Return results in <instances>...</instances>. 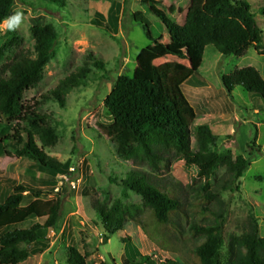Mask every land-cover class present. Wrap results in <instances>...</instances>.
Returning <instances> with one entry per match:
<instances>
[{
	"label": "rangeland",
	"instance_id": "374dc122",
	"mask_svg": "<svg viewBox=\"0 0 264 264\" xmlns=\"http://www.w3.org/2000/svg\"><path fill=\"white\" fill-rule=\"evenodd\" d=\"M248 1L264 32V14L258 12L264 0ZM64 2L61 7L47 5L44 0H16L12 15L0 24V73L4 76L17 58L36 57V38L32 32L35 26L50 25L58 33L56 55L45 67L40 84L25 92L23 103L39 102L37 110L49 116L57 131L56 143L45 147L37 142L59 163L69 161L71 168H75L73 180L78 181L75 187L66 185L62 190L66 204L56 230L45 228V219L31 217L25 211L36 199L31 192L25 193L16 214L1 221L0 233L14 227H36L49 239L50 247L46 251L31 256L23 264H66L70 248L85 255L87 264H122L129 253L127 241H131L139 254H147L157 261L172 259L178 264H197L194 249L204 240V235L196 232V226L212 223L219 213L225 215L226 241L244 233L254 218L259 221L260 235L264 236V100L241 86H235L230 92L223 83L224 76L249 66L259 70L264 78V55L251 46L243 55L224 56L214 45H209L202 59L181 60L172 51L175 44L170 31L142 0ZM115 2L121 4L120 21L117 30L109 32L94 23L99 20L95 13L106 17ZM189 2L157 0L158 8L181 25ZM139 12L151 25L152 39L134 18ZM10 31L16 34L17 41L12 42L11 49L3 50L9 43ZM91 51L105 61L106 70L91 66L88 57ZM166 62H174L179 70L191 67L196 71L183 86L196 110L195 126L206 125L210 134L219 136L220 151L231 149L234 154L250 158L251 166L238 181V186L224 188L225 167H219L207 181L199 176L196 166L188 165L172 153L164 157L165 160L170 158L169 166L156 170L147 161L123 159L115 143L100 127L99 122L109 121L104 116V102L121 75H145L153 65ZM85 65H90L92 71L87 85L73 90L64 107L56 99H41L65 77ZM1 139L0 133V178L8 179L13 186L27 184L45 193L55 189L58 182L60 184V175L46 168H34L31 159L19 155L9 142ZM191 139L194 145V136ZM131 172L152 175L162 186H175L181 209L172 215L167 225L154 224L152 212L142 196L134 192L124 196L122 182ZM52 182L56 185L50 184ZM13 193V188L0 182V202ZM119 198L124 199L125 205L139 208V217L148 231L146 233L140 224L130 221L123 231L106 242L95 207L98 202L112 206ZM164 239L169 241L164 244Z\"/></svg>",
	"mask_w": 264,
	"mask_h": 264
},
{
	"label": "trees",
	"instance_id": "16d2710c",
	"mask_svg": "<svg viewBox=\"0 0 264 264\" xmlns=\"http://www.w3.org/2000/svg\"><path fill=\"white\" fill-rule=\"evenodd\" d=\"M44 1L47 5H65L64 0ZM15 3L16 0H0V24L12 15ZM142 3L148 5L149 11L168 28L175 44L172 51L181 60L189 57L202 59L209 45H214L224 56L243 55L251 46L264 55V32L248 0H190L182 25L160 10L157 0H142ZM258 12L264 14V5ZM95 14L99 17L94 22L96 25L114 32L119 25L121 4L115 2L106 17L100 12ZM134 18L152 39L149 33L151 25L142 12L134 14ZM102 19L104 21L100 23ZM32 32L36 38V57L21 56L9 66L6 76L0 73L1 140L9 142L19 155L31 159L34 168H46L72 178L71 163H59L37 142L40 141L45 147L56 143L57 131L51 125L49 116L37 110L39 102L33 105L23 103L25 92L37 87L43 80L45 67L56 55L59 37L50 25L35 26ZM13 41H17V36L10 31L9 43L3 50L11 49ZM88 57L91 66L106 70L105 61L97 58L94 52L91 51ZM91 66L80 67L41 99H56L64 107L73 90L87 85L92 73ZM195 73L191 67L179 70L174 62H166L153 65L145 75H121L104 102V116L109 121L99 122V125L115 143L118 155L123 159L147 161L156 170L160 166H169L170 158L165 160L164 157L172 153L188 165L196 166L199 176L207 181L219 167H225L227 178L223 179L224 188H233L234 185L238 186V181L251 166V160L243 154H234L231 149L220 151V137L210 134L206 125L195 126L196 110L183 90L184 84ZM223 83L230 92L235 86H241L264 100V78L255 67H244L232 75H226ZM254 140H257V135ZM154 180L152 175L131 172L122 182L124 196L128 197L130 192L142 196L152 212L153 223L167 225L172 215L179 213L181 201L175 186H162L158 180ZM0 182L15 191L0 202V223L4 218L16 214L25 193L31 192L36 199L26 206L25 211L31 217L45 219V228H58L66 204L62 190L67 183L61 192L55 193V189H52L45 193L43 189H35L27 184L13 186L2 177ZM50 184L56 185V182ZM44 195L53 197L45 198ZM122 199H117L112 206L98 202L95 207L106 242L123 231L130 221L140 224L146 233L148 231L139 217V208L133 204L125 205ZM204 212L203 216H206ZM216 216L212 223L195 224L196 232L204 235V240L194 249L197 264H264V236L260 235L259 221L252 219L244 233L226 241L225 215L219 213ZM168 241L164 239V244ZM126 246L129 253L122 264H178L176 260L157 261L147 254H139L131 241H127ZM49 247V239L39 233V228L7 229L0 233V264H23ZM65 263L87 264V257L82 256L76 248H70Z\"/></svg>",
	"mask_w": 264,
	"mask_h": 264
},
{
	"label": "built area",
	"instance_id": "2783aa9c",
	"mask_svg": "<svg viewBox=\"0 0 264 264\" xmlns=\"http://www.w3.org/2000/svg\"><path fill=\"white\" fill-rule=\"evenodd\" d=\"M74 171H75V168H70L71 173H73ZM59 177H60L61 182H60V184L58 182V185H56V188H55L56 191L62 190L65 183H67L70 187H71V185H72V187H75V183L78 182L76 180H73L74 178L73 177L71 178V176L68 174H63V175H60Z\"/></svg>",
	"mask_w": 264,
	"mask_h": 264
},
{
	"label": "clouds",
	"instance_id": "9594fccd",
	"mask_svg": "<svg viewBox=\"0 0 264 264\" xmlns=\"http://www.w3.org/2000/svg\"><path fill=\"white\" fill-rule=\"evenodd\" d=\"M17 20L19 19V17L16 18Z\"/></svg>",
	"mask_w": 264,
	"mask_h": 264
}]
</instances>
